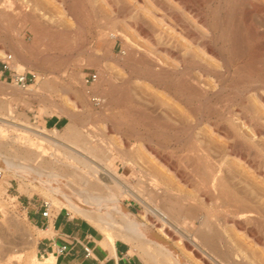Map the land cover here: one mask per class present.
<instances>
[{
  "label": "rangeland",
  "instance_id": "obj_1",
  "mask_svg": "<svg viewBox=\"0 0 264 264\" xmlns=\"http://www.w3.org/2000/svg\"><path fill=\"white\" fill-rule=\"evenodd\" d=\"M248 1L260 5V12H255ZM248 1L155 0L156 4L149 0H0V59L10 54L12 70L35 76L28 86L35 89L30 92L19 89L8 79L7 73L0 76V113L6 114L10 109L16 121L37 127L51 137L55 134L57 137L53 140L57 138L55 141L65 144L72 140L70 128L80 132L77 144L82 147L86 141L93 140L94 143L96 140L94 145L111 142L109 158L112 161L103 162L106 161L104 154L101 156L98 149L97 155L123 182L143 191L144 198L151 204L155 203L151 194L161 193L165 207L177 205L174 208L180 215H176L177 220L193 222L195 229L200 227L197 219L213 210L215 242L218 238L225 239L216 243L219 255L226 258L225 243L232 248L229 249L233 253L230 259L240 258L242 264H264V70H258L264 56V0ZM158 4L168 10L163 21H158V13L162 14ZM172 13L178 14L186 23V29L175 26L169 18ZM111 16L117 17L118 22L107 29L100 20ZM135 21L141 23L142 33L132 29L131 24ZM239 35L244 42L242 38L241 41L238 39ZM19 65L23 66L20 70ZM93 74L97 76L96 81L86 84L85 80ZM40 78L50 83H46L44 89L38 86ZM182 80L189 81L187 87ZM91 98H97L98 105ZM258 104L263 105L259 107ZM245 106L247 110H242ZM56 117L65 118V125L56 130L44 127V119ZM5 135L21 142L31 141V148L40 149L46 154V160L57 154L59 168L62 170L67 164L63 169L65 172L76 167L75 170H84L81 165H75V161L74 164L69 158L65 160L67 152L55 150L38 137L12 129H7ZM155 153L167 158L166 163L171 168L154 160ZM191 155H198L199 163L213 158L212 161L222 163V174L230 181L234 192L247 200L251 198V204L257 202L262 214L251 215L253 217L246 223L241 218L222 216L225 213L212 206V200L199 190L200 179L196 176L202 174L203 168L196 164L202 169L198 173L199 168L194 165L197 157H193L196 161L191 160L194 163L191 165ZM126 156L129 157L126 160L133 162L128 171L124 164ZM192 170L198 172L193 175ZM23 185L11 174L0 171V186L4 189L0 193V264H38L42 261L43 255L38 251L41 232L29 215L42 202L50 206L52 215L60 212L83 219L52 202L44 192ZM20 188L27 191L20 192ZM112 190L115 192L116 189ZM120 202L139 218H149L153 222L139 199L122 194ZM220 213L221 217H218ZM234 221L239 223L234 224ZM217 229L219 233L225 231L223 236ZM115 232L116 238L119 237L117 240H123L129 246L132 256L143 264H155L145 249L147 246L133 238L125 240L123 232Z\"/></svg>",
  "mask_w": 264,
  "mask_h": 264
},
{
  "label": "bare ground",
  "instance_id": "obj_2",
  "mask_svg": "<svg viewBox=\"0 0 264 264\" xmlns=\"http://www.w3.org/2000/svg\"><path fill=\"white\" fill-rule=\"evenodd\" d=\"M150 2H155V0H149ZM185 2V0H183ZM233 1V0H232ZM237 1V0H236ZM248 1V0H247ZM255 1V0H254ZM112 2V1H111ZM189 1H187L188 3ZM250 2L251 8L255 12H260L261 7L260 5L254 4L252 1ZM183 3V2H182ZM152 4V3H151ZM157 4V3H156ZM179 4V3H178ZM190 4V3H189ZM241 4V3H240ZM239 4V5H240ZM247 4V2L245 3ZM244 4V5H245ZM115 6H117L115 4ZM152 6V5H151ZM221 6V5H220ZM249 6V5H248ZM249 6V7H250ZM124 7V6H123ZM158 7L160 8V16L158 21H163L165 20V17L168 15V10L165 9V7L158 4ZM117 8V7H116ZM119 8V7H118ZM121 8V7H120ZM130 8V7H129ZM179 8V7H178ZM189 8V7H188ZM248 8V7H247ZM123 9V8H122ZM195 9V8H194ZM193 9V10H194ZM240 9V8H239ZM242 9V8H241ZM117 10V9H116ZM181 10V9H180ZM185 10V9H184ZM245 10V9H244ZM120 13V10H117ZM125 11V10H124ZM182 11V10H181ZM227 11V10H226ZM242 11V10H240ZM247 11V10H246ZM249 11V9H248ZM253 11V12H254ZM179 12V11H178ZM250 12V11H249ZM263 12V11H262ZM126 13V11H125ZM124 13V14H125ZM131 13V12H130ZM176 13V12H175ZM190 13V12H189ZM194 13V12H193ZM235 13V12H234ZM121 14V13H120ZM123 14V13H122ZM180 14V13H179ZM242 14V13H241ZM262 14V13H261ZM126 15H128L126 13ZM181 15V14H180ZM239 15V14H238ZM237 15V16H238ZM245 15V14H244ZM119 16V15H117ZM134 16V15H132ZM246 16V15H245ZM250 16V15H249ZM103 17V16H100ZM107 17V16H106ZM112 17V16H111ZM116 17V16H115ZM182 17V16H181ZM201 17V16H200ZM234 17V16H233ZM240 17V16H239ZM121 18H123L121 16ZM132 18V17H129ZM169 18L172 20V22L177 26L180 30H184L187 28L186 23L181 20V18L178 16V14H171L169 15ZM117 19V17H116ZM116 19L114 17L105 19V20H100L97 19L98 21L100 20V23L103 21V25H105L108 29V27L115 26L116 24ZM226 19V18H225ZM127 20V19H126ZM130 19H128L129 21ZM133 20V18H132ZM136 20V18H134ZM97 21V22H98ZM139 21V20H138ZM224 21V20H223ZM235 21V20H234ZM96 22V21H95ZM116 22V23H115ZM125 22V21H124ZM130 22V21H129ZM134 22V21H132ZM194 22V20H193ZM236 22V21H235ZM241 22V20H240ZM99 23V22H98ZM223 23V22H222ZM126 24V23H125ZM141 23H132V29L133 27L138 29L139 31H143V27L140 25ZM173 24V25H174ZM216 24V23H215ZM236 24V23H235ZM113 25V26H112ZM158 25V24H157ZM174 26V27H175ZM219 26V25H218ZM234 26V25H233ZM239 26V25H237ZM236 26V27H237ZM104 26H102L103 28ZM166 27V26H165ZM168 27V26H167ZM189 27V26H188ZM241 27V25H240ZM248 27V26H247ZM100 28V26H99ZM105 28V27H104ZM177 28V29H178ZM246 28V27H245ZM250 28V27H249ZM248 28V29H249ZM173 29V28H172ZM241 29V28H240ZM251 29V28H250ZM145 30V29H144ZM147 30V29H146ZM231 30V29H230ZM239 30V29H238ZM243 28L241 29V31ZM173 31V30H172ZM191 31V30H190ZM193 31V29H192ZM248 31V30H247ZM145 32V31H144ZM175 32V30H174ZM185 32V31H183ZM193 33V32H192ZM195 33V32H194ZM193 33V34H194ZM246 33V32H245ZM258 33V32H257ZM147 34V33H145ZM175 34V33H174ZM182 34V31H181ZM234 34V33H233ZM241 34V33H239ZM178 35V34H177ZM195 37L197 34H194ZM244 37V34H242ZM241 35V36H242ZM177 37V36H176ZM235 37V36H234ZM239 40L243 37L238 36ZM259 37V36H258ZM261 37V36H260ZM180 38V37H178ZM194 38V37H193ZM200 38V37H199ZM236 38V37H235ZM234 38V40H235ZM237 39V38H236ZM170 40V39H169ZM192 40V38H191ZM245 40V38H244ZM157 41V40H156ZM172 41V40H171ZM185 41V40H184ZM241 41V40H240ZM238 41V44L240 43ZM246 41V40H245ZM187 42V41H186ZM205 42V41H204ZM233 42V40H232ZM231 42V43H232ZM244 42V41H243ZM241 42V43H243ZM158 43V42H157ZM234 43V42H233ZM232 43V44H233ZM235 43L237 44L236 40ZM234 43V45H235ZM184 45V44H183ZM182 45V46H183ZM242 45V44H241ZM240 45V46H241ZM245 45V44H243ZM238 45V47H240ZM168 47V46H167ZM242 47V46H241ZM171 48V47H170ZM235 48L234 50H236ZM240 49V48H239ZM237 49V50H239ZM247 50L248 48L245 47ZM175 50V49H174ZM264 50V49H263ZM245 51V50H244ZM167 52V51H166ZM169 52V51H168ZM179 52L176 50V53ZM236 52V51H235ZM240 53V51H238ZM243 52V50H242ZM264 52V51H263ZM172 53V52H171ZM261 53V52H260ZM173 54V53H172ZM175 54V53H174ZM180 53H178L179 55ZM185 54V53H184ZM238 53H236L237 56ZM242 54V53H241ZM177 55V54H176ZM176 57H179V56ZM220 55V54H219ZM262 55V54H261ZM174 56V55H173ZM172 56V57H173ZM182 56V55H181ZM239 56V55H238ZM258 56V55H257ZM242 57V55H241ZM255 57V56H254ZM259 57V56H258ZM184 58V57H183ZM261 58V57H260ZM210 59V58H209ZM233 59V58H232ZM239 59V57H238ZM186 60V59H185ZM259 61L261 64H259L260 68L258 70H264V63L262 61V58ZM29 61V60H28ZM184 62V61H183ZM257 62V63H259ZM175 63V62H174ZM224 63V62H223ZM224 66V64H223ZM258 66V67H259ZM23 66L19 65L18 69H22ZM170 68V67H169ZM205 69V68H204ZM240 69V68H239ZM238 70V69H237ZM257 71V70H256ZM171 72V71H170ZM174 72V70H173ZM208 72V71H206ZM216 72V71H215ZM104 74V73H103ZM189 74V73H188ZM264 74V73H263ZM102 75V74H101ZM186 75V74H185ZM184 75V76H185ZM183 76V77H184ZM259 77V76H258ZM263 77V76H262ZM201 78V77H200ZM261 78V77H260ZM40 78V81L38 83L39 88L46 86L47 82H44V79ZM182 79V77H181ZM180 79V80H181ZM196 79V78H195ZM262 79V78H261ZM179 80V81H180ZM190 80V79H189ZM203 80V79H202ZM264 80V77L263 79ZM43 81V82H42ZM48 81V80H46ZM185 81L186 80H182ZM55 82V81H54ZM201 82V81H199ZM198 82V83H199ZM203 82V81H202ZM201 82V83H202ZM49 83V82H48ZM47 83V84H48ZM182 83V82H181ZM187 83H182L186 84ZM191 83V82H190ZM195 83V82H194ZM197 83V84H198ZM262 83V82H261ZM50 84V83H49ZM193 84V83H192ZM257 84V83H256ZM260 85V84H259ZM259 85H256V87H259ZM29 86V85H28ZM27 88L23 89L26 92L27 91H33L35 88ZM41 86V87H40ZM194 86V85H193ZM196 86V84H195ZM202 86V85H201ZM210 86V85H209ZM262 86V85H261ZM260 86V87H261ZM51 87V86H50ZM192 87V86H191ZM254 87V86H253ZM17 89V88H16ZM20 89V88H19ZM48 90V87L45 88V90ZM50 89V88H49ZM190 89V88H189ZM255 89V87H254ZM258 89V88H257ZM260 89V88H259ZM22 90V89H21ZM42 90V89H39ZM184 90V89H183ZM195 90V89H194ZM197 90V89H196ZM192 91V90H191ZM255 91V90H254ZM257 91V90H256ZM259 91V90H258ZM186 92V91H185ZM190 92V91H189ZM194 94L195 91H193ZM197 92V91H196ZM245 92V91H244ZM250 92V91H249ZM260 92V91H259ZM205 93V92H203ZM216 93V92H215ZM263 93V92H262ZM206 94V93H205ZM244 94V93H243ZM198 95V94H197ZM204 95V94H203ZM246 96V93H245ZM207 97V96H206ZM205 97V98H206ZM208 98V97H207ZM255 98V97H254ZM92 99V98H91ZM204 99V98H203ZM261 99V98H260ZM98 100V99H97ZM261 103V100H259ZM205 103V102H204ZM259 107L262 106L258 104ZM242 106V105H241ZM240 106V107H241ZM248 106V105H247ZM264 107V106H262ZM246 109L243 108L242 110ZM264 109V108H263ZM247 110V109H246ZM250 110V109H249ZM214 112V111H213ZM249 113V112H248ZM253 113V111H252ZM255 113V112H254ZM253 113V114H254ZM211 113H209L210 115ZM231 114V113H230ZM238 114V113H237ZM205 116V115H204ZM238 116V115H237ZM241 116V115H239ZM244 116V115H243ZM242 116V117H243ZM249 116V115H248ZM200 117V116H199ZM247 117V116H246ZM250 117V116H249ZM252 117V116H251ZM231 118V116H230ZM232 119V118H231ZM249 120V118H248ZM254 120V119H253ZM252 120V121H253ZM258 120V119H257ZM260 120V119H259ZM235 122L236 120L233 119ZM243 121V120H242ZM228 122V121H227ZM226 122V123H227ZM258 122V121H257ZM231 123V121H230ZM253 123V122H252ZM233 124V123H232ZM238 124V123H237ZM261 124V123H260ZM211 125V124H210ZM239 125V124H238ZM237 125V126H238ZM230 126V125H229ZM235 126V125H234ZM247 126V125H246ZM256 126V124H255ZM264 126V125H263ZM249 127V126H248ZM2 128H7V129H12L15 132H20L21 134L25 133L26 135H33L35 137H38L39 140L41 139L44 140L42 142H46L52 147H55V150L57 149H62L65 151L66 155L71 159L69 161L72 163L74 162L75 165L79 166L81 165L84 170H75L76 168H73L71 172H65L63 169L61 170L59 168L58 160H57V154H52L50 157V160L44 159L46 154H43L39 150H33L31 148V141H17L12 138L7 137L5 135V131L7 129H2ZM262 128V127H261ZM70 128L69 132V137L73 140L68 142V144H65L61 141H55L56 139L53 140V137H57L55 134H53V137H51L49 134H46L45 131L37 128V127H32L30 125H27L25 123H22L20 121H16V119L13 117V113L10 109L6 110V114H1L0 113V171L4 173L11 174L13 177L19 179L21 183H23L25 186L30 187L32 190L37 191L40 190L46 194V196L54 203H57L58 206L62 208H66L67 210H71L73 213L81 216L85 221L91 223L95 228H97L100 232L103 234V243L106 248H108L110 254L112 256L114 255V244L116 240L119 238H116L115 231H121L124 233L125 240L127 237L130 239H136L138 240L143 246H147L145 249L147 250V253L149 254L151 261H153L155 264H240L241 261L239 259H230L231 252L229 251V246L224 243L225 247L227 248V253L224 256L226 257L225 259L223 256H220L219 253L217 252L216 249V243L222 242L224 239L218 238L217 242H215V237H216V231L213 230L214 228V220L212 221L211 218L215 219V215L213 214L214 208H212V211L205 212V216L197 220L200 221V227L198 225V229L194 227V223L190 222H179L177 220V212L174 211V208L172 205L170 207H165V204H162V197L161 193L156 192L151 194L153 200L155 203H150L149 199L144 198L141 190H136L133 189V187L127 185L121 177L118 176L117 173H112V171L107 167V165H104L106 163L101 162V158L98 157L100 155H97L98 151L101 153V156L104 154V158L106 161L103 160V162L107 161H112L109 158V149H110V143L106 141V143H98L94 145L93 140L88 142L86 141V145L89 144V147L85 145V147L78 145L77 142H79V138H81V134L78 131L71 130ZM77 129V128H76ZM210 129V128H209ZM247 130V129H246ZM264 131V130H263ZM56 133V131H54ZM249 132V131H248ZM261 132V131H259ZM242 133V132H241ZM253 133V132H252ZM258 133V132H257ZM222 134V133H221ZM259 134V133H258ZM257 134V135H258ZM44 135H48L46 138ZM231 135V134H230ZM240 135V134H239ZM255 135V134H254ZM23 136V135H22ZM249 136V135H248ZM261 136V135H260ZM12 137V136H11ZM54 137V138H55ZM231 137V136H230ZM252 137V136H251ZM250 137V138H251ZM68 138V137H67ZM85 138V137H84ZM237 138V137H236ZM248 139V138H247ZM69 140V139H68ZM86 140V138H85ZM103 140V139H102ZM240 140V139H239ZM251 140V139H250ZM256 140V139H255ZM101 141V139H100ZM104 141V140H103ZM102 141V142H103ZM180 141V140H179ZM226 141V140H225ZM233 141V140H232ZM252 141V140H251ZM263 141V140H262ZM105 142V141H104ZM235 142V141H234ZM233 142V144H235ZM242 142V141H241ZM240 142V143H241ZM245 142V141H244ZM249 142V141H248ZM256 142V141H255ZM260 142V141H259ZM82 143V142H80ZM79 143V144H80ZM150 143V142H149ZM192 143V142H191ZM247 143V142H246ZM47 144V145H48ZM106 144V145H105ZM200 144V143H199ZM251 144V143H250ZM261 144V143H260ZM124 145V144H123ZM223 145V144H222ZM242 145H245L242 143ZM258 145V143H257ZM256 145V146H257ZM253 146V145H252ZM255 146V144H254ZM263 146V145H261ZM248 147V146H247ZM50 148V147H49ZM114 148V147H112ZM191 148V147H190ZM250 148V147H249ZM262 148V147H260ZM165 149V148H164ZM244 149V148H243ZM247 149V148H246ZM256 149V148H255ZM127 150V149H126ZM125 150V151H126ZM195 150V149H194ZM204 150V149H203ZM251 150V148H250ZM111 151V149H110ZM115 151V150H114ZM124 151V152H125ZM252 151V150H251ZM50 152V151H49ZM123 152V151H122ZM208 152V150H207ZM206 152V153H207ZM257 152V151H256ZM59 153V152H58ZM63 153V152H62ZM126 153V152H125ZM168 153V152H167ZM250 153V152H249ZM252 153V152H251ZM99 154V153H98ZM106 154L108 156H106ZM63 155V154H62ZM217 155V154H216ZM263 155V154H262ZM154 160H157L160 162V164L163 163V165L166 167V165H169L166 163V159L164 157H161L160 154L158 156V153L153 154ZM198 155H194L193 157H197ZM200 156V155H199ZM251 156V155H250ZM57 157V158H56ZM64 157V155H63ZM128 156L125 157V169L128 168L125 171L129 170V167L133 163L132 161L126 160ZM172 157V156H171ZM191 158L192 155L190 156ZM189 157V158H190ZM202 157V154L201 156ZM222 157V156H221ZM231 157V156H230ZM254 157V156H253ZM62 158V157H61ZM103 158V157H102ZM103 158V159H104ZM124 158V157H123ZM129 158V157H128ZM189 160L191 162V165L194 164L191 160H195L194 158ZM207 158V157H206ZM209 158V157H208ZM60 159V158H59ZM64 158H62L63 160ZM151 159V158H150ZM199 159V160H198ZM204 159V158H202ZM214 159V158H213ZM212 159V160H213ZM229 159V158H227ZM252 159V158H251ZM250 159V160H251ZM131 160V158H130ZM211 159H204L200 161V158L197 157V163L195 162V167L197 168H203L202 169H197L199 170L196 171V173H200L199 176H196L197 179L199 180V190L203 192L202 194H206L210 198L211 203H213L212 206H216L217 208L221 209L222 213H225L226 217H232V218H241L243 221H250L251 220V215H261L262 214V209L259 208L257 205L258 204H251V202L246 198H243L239 193L237 194L234 192V190L231 187L230 181L226 179V177L222 174V168L221 164L212 161ZM221 160V159H220ZM61 161V159H60ZM156 161V162H157ZM196 161V160H195ZM252 161V160H251ZM63 162V161H62ZM68 162V161H67ZM66 162V163H67ZM132 162V163H131ZM186 162V161H185ZM253 162V161H252ZM251 162V163H252ZM256 162V161H255ZM65 163V162H64ZM69 163V166H71ZM200 166H199V164ZM173 164V162H172ZM171 164V165H172ZM199 167H197V165ZM225 164V163H224ZM61 165V164H60ZM134 165V164H133ZM247 165V164H246ZM254 165V164H253ZM67 166V167H69ZM74 166V165H73ZM78 166V167H79ZM170 166V165H169ZM176 166V165H175ZM188 166V165H187ZM66 167V169H67ZM72 167V166H71ZM71 167H69L71 169ZM132 167V166H131ZM136 167V166H135ZM161 167V166H160ZM174 167V166H172ZM192 167V166H191ZM80 168V167H79ZM171 168V166H170ZM190 168V164L189 167ZM187 168V169H188ZM193 170H195L194 166L192 167ZM164 169V168H163ZM173 169V168H172ZM191 169V168H190ZM225 169V167H224ZM109 170L111 172H109ZM134 170V169H133ZM192 170V171H193ZM249 171V169H247ZM226 171L227 170L226 168ZM251 171V170H250ZM255 171V170H254ZM134 172V171H133ZM163 172V171H162ZM194 172V174H193ZM192 174L195 175V171H193ZM262 172V171H261ZM112 173V174H111ZM191 173V172H190ZM229 173V172H227ZM225 174V171H224ZM228 175V174H227ZM179 177V176H178ZM180 178V177H179ZM193 180V179H192ZM155 181V180H154ZM189 181V180H188ZM232 182V181H231ZM23 185V186H24ZM162 187V185H160ZM196 186V184H195ZM26 188V187H25ZM20 188V192H25L27 191L26 189ZM112 189H116L117 193L113 192ZM166 189V187H165ZM175 189V188H174ZM4 189L0 186V193ZM135 190V191H134ZM167 190V189H166ZM152 191V190H151ZM159 191V190H158ZM168 191H170L168 189ZM122 194L125 195H130L135 197V199H139L140 203L142 206L146 208V212L150 213L151 219H153V222H150L149 218L143 219L139 218L137 215L134 213L128 211L125 206L120 202V197ZM170 194V193H169ZM199 194V193H198ZM190 195V194H189ZM176 197V196H175ZM204 197V196H202ZM246 197V196H244ZM168 198V197H167ZM205 199V198H204ZM207 199V198H206ZM205 199V201H206ZM159 200V202L157 201ZM169 201V200H168ZM208 201V199H207ZM259 201V200H258ZM172 202V201H171ZM170 203V202H169ZM176 203V202H175ZM203 203V202H202ZM254 203V202H253ZM168 204V203H167ZM171 204V203H170ZM179 205V204H178ZM197 206V205H196ZM211 206V205H210ZM260 206V205H259ZM202 209L203 206H197ZM206 207V206H205ZM180 208V206H179ZM178 208V209H179ZM182 208V206H181ZM1 209V208H0ZM177 209V210H178ZM261 209V211L259 210ZM204 210V209H203ZM209 210V209H208ZM219 210V209H218ZM264 210V209H263ZM181 210H179L180 212ZM220 211V210H219ZM203 212V211H202ZM260 212V213H259ZM264 212V211H263ZM182 213V212H181ZM204 213V212H203ZM202 213V214H203ZM218 215V217H221V214ZM199 214V213H196ZM201 214V215H202ZM148 216V215H147ZM180 215H178L179 217ZM184 217V216H183ZM257 217V216H256ZM217 218V217H216ZM225 218V217H224ZM220 219V218H219ZM218 219V221H219ZM223 219V218H222ZM231 219V218H229ZM240 219V220H241ZM196 220V221H197ZM225 221L227 219H224ZM233 220V219H232ZM217 221V223H218ZM222 221V220H221ZM231 221V220H230ZM229 221V222H230ZM239 221V220H238ZM238 221H234V224H238ZM258 221V220H257ZM228 222V221H227ZM238 222V223H237ZM255 222V221H254ZM226 223V222H225ZM199 224V223H198ZM216 224V223H215ZM223 224V223H222ZM228 224V223H227ZM213 225V228H212ZM220 225V224H218ZM246 225V224H245ZM263 225V224H262ZM217 226V225H216ZM228 226V225H227ZM247 226V225H246ZM220 227V226H219ZM218 227V229H219ZM225 227V226H224ZM223 227V228H224ZM242 227V226H241ZM244 227V226H243ZM216 228V227H215ZM237 228V227H236ZM217 229V231H218ZM225 232V231H224ZM223 232V233H224ZM122 233V234H123ZM218 234H223L217 232ZM119 234V232H118ZM217 234V235H218ZM252 234V233H251ZM121 235V233H120ZM118 235V236H120ZM225 235V234H224ZM254 235V234H253ZM223 236V235H222ZM226 236V235H225ZM221 237V236H220ZM261 237V236H260ZM121 239V238H120ZM225 240V239H224ZM123 241V240H121ZM137 241V242H138ZM228 241V239H227ZM218 242V243H219ZM226 242V241H225ZM229 243V242H227ZM261 243V242H260ZM222 245V244H221ZM224 245L222 247H224ZM143 250V249H142ZM145 251V250H144ZM224 251V250H223ZM9 253V252H8ZM230 253V254H229ZM19 257V256H18ZM237 257V256H236ZM16 259V256H15ZM55 256L53 254H49L45 257L42 258V261L39 262L38 264H55ZM9 261V260H8ZM13 261V260H12ZM15 261V260H14ZM244 261V260H243ZM16 263V262H15ZM14 263V264H15ZM35 263V262H34ZM18 264V263H17ZM242 264V263H241Z\"/></svg>",
  "mask_w": 264,
  "mask_h": 264
},
{
  "label": "crops",
  "instance_id": "obj_3",
  "mask_svg": "<svg viewBox=\"0 0 264 264\" xmlns=\"http://www.w3.org/2000/svg\"><path fill=\"white\" fill-rule=\"evenodd\" d=\"M44 127L58 129L65 125V118H46ZM30 219L37 226L40 234L38 251L47 256L53 254L55 264H143L141 260L131 255L129 246L124 241H116L114 255L105 247L101 232L88 224L84 219L57 213L46 220L34 208L29 212ZM65 246L67 251L60 255L57 248ZM90 250L86 257L83 248Z\"/></svg>",
  "mask_w": 264,
  "mask_h": 264
},
{
  "label": "built area",
  "instance_id": "obj_4",
  "mask_svg": "<svg viewBox=\"0 0 264 264\" xmlns=\"http://www.w3.org/2000/svg\"><path fill=\"white\" fill-rule=\"evenodd\" d=\"M13 64V57L10 54H5L2 59H0V76H3L4 74H8V79L14 82V84L20 88V89H26L30 83H32L35 80V76L33 74H23L18 73L12 70L11 66ZM97 79V76L95 74L91 75L85 80V83H93ZM92 102L95 105H98L97 98H92ZM39 211V214L42 218L48 220L53 217L51 214L50 206L46 202H42L39 206V208H36ZM85 252V256H90V250L86 247L83 248ZM67 251V248L65 246L57 248L56 252L60 255L65 254Z\"/></svg>",
  "mask_w": 264,
  "mask_h": 264
}]
</instances>
